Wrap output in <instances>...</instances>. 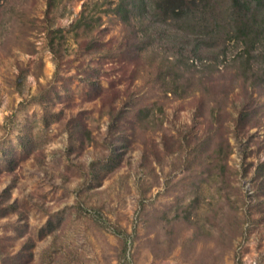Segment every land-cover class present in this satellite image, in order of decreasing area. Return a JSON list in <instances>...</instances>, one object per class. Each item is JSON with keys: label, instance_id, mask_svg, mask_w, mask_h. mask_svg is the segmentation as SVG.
Masks as SVG:
<instances>
[{"label": "rangeland", "instance_id": "obj_1", "mask_svg": "<svg viewBox=\"0 0 264 264\" xmlns=\"http://www.w3.org/2000/svg\"><path fill=\"white\" fill-rule=\"evenodd\" d=\"M124 1L0 0V264H264V0Z\"/></svg>", "mask_w": 264, "mask_h": 264}, {"label": "trees", "instance_id": "obj_2", "mask_svg": "<svg viewBox=\"0 0 264 264\" xmlns=\"http://www.w3.org/2000/svg\"><path fill=\"white\" fill-rule=\"evenodd\" d=\"M125 1L122 3V6H120V8H124V6L126 5ZM224 1L225 0H206L205 5L202 7V9H197L196 6L193 7L191 4H189V1L187 0H164V3L166 5L169 4L172 6V8H170L169 11L172 10L173 12H175L176 16L181 15L183 17H191V18H199V19L201 18L204 19L207 17L209 19L211 18L212 20L214 19L215 21H217L218 18L217 15H219L218 10L220 9V6ZM227 1L228 3H230L229 8H232V12H233L231 13L230 16L232 17L235 16V18H233V23L234 24L236 23L235 26L238 27L237 30L241 29V34H243L245 38H253L262 35L261 34L262 32H259L260 30L256 31V29H254L255 28V25L253 24L254 21L252 22L251 20L248 19L246 20L245 18L246 17V15H244V13H246L245 9H247L248 11L250 10L249 5L251 3L249 0H227ZM175 10H178V12H176ZM254 11H255V13H253L254 16L260 12L259 8H255ZM223 21L225 26L227 24H231L230 22L226 24L227 21H225V19H223Z\"/></svg>", "mask_w": 264, "mask_h": 264}]
</instances>
